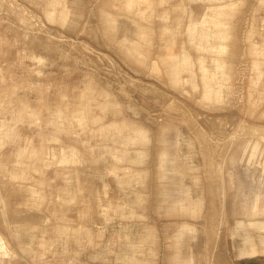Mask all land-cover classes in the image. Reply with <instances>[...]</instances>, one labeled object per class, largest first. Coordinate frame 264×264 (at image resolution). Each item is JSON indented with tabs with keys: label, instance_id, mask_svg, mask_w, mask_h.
<instances>
[{
	"label": "rangeland",
	"instance_id": "rangeland-1",
	"mask_svg": "<svg viewBox=\"0 0 264 264\" xmlns=\"http://www.w3.org/2000/svg\"><path fill=\"white\" fill-rule=\"evenodd\" d=\"M46 1L0 0V128L12 129L11 135L0 130V192L9 220L38 222L51 245L48 264H67L72 256L76 264H173L192 256L191 264L264 261L261 244L245 243L247 222L264 221V210L248 216L234 193L238 187L248 195L251 169L232 161L241 157L242 141L264 149V91L252 83L253 61L260 58L251 42L257 34L250 33L264 32V0L226 1L230 6L222 10L224 27L211 42L221 51L207 52L231 67V92L221 104L201 101V82L194 91L172 85L168 74V57L186 41L190 11L198 16L217 5L64 0L72 16L61 22L45 16ZM55 109L62 110L63 124ZM125 124L146 131V141L139 148L116 144V156L105 154L102 145ZM140 150V160L129 159ZM22 169L36 180L11 178ZM29 189L40 195L27 198ZM181 198L188 208L175 209ZM194 201L200 210L191 213ZM84 229L100 239L97 246L85 243ZM20 239L30 236L21 232Z\"/></svg>",
	"mask_w": 264,
	"mask_h": 264
},
{
	"label": "bare ground",
	"instance_id": "bare-ground-1",
	"mask_svg": "<svg viewBox=\"0 0 264 264\" xmlns=\"http://www.w3.org/2000/svg\"><path fill=\"white\" fill-rule=\"evenodd\" d=\"M194 1L208 2L209 6H214V5L217 6H214V8L212 7L204 8L198 16L193 15V13H191L190 11L185 29V34L187 36L186 41L182 43V46L179 49L178 54H174L173 56L168 57V61H169L168 68L170 69L168 71L169 72L168 74L171 77L172 85L178 86L180 84H188L192 87L191 89L194 91L197 90V87L199 86V82H201V90H200L201 101L205 103L221 104L227 99V97L231 92L230 88L227 85V82L230 81L229 74L231 72L229 71L231 67L230 65H227L225 63V60H223L222 58L209 56L207 55V52L213 51L216 53H220L221 50L219 48L221 47L217 46L218 48L216 47L213 48L211 42L212 41L214 42V38H216V36L219 35L218 31L224 27L222 21L225 16V12H223L222 10L223 8L230 6V4H228L226 1L230 2L232 5L236 3L234 2V0H214L221 2L220 5L215 4L214 2H212V0H194ZM161 2L165 3L167 1L162 0ZM44 12H45V16L50 21L57 18L61 22H67L70 18V15L72 16L71 12L69 11V7L66 1L64 0H47L45 3ZM109 16L110 15L107 16L108 22H111L112 24L114 19ZM168 18L169 16L166 13H163L161 16L162 20H167ZM138 28L142 29L140 25H138ZM176 31H177V26L175 24L172 27V29L169 30V33L170 35L173 34L174 36ZM250 33H252L253 35L257 34V37H254V39H252L251 42L254 45L255 44L258 45L256 47L255 53H257L260 58V60L254 59L253 61L252 67L255 72L254 73L255 79L252 81V83L254 85H261L262 86L261 91H264V32L260 33L257 29H252L250 30ZM134 49H135V45H131L128 51L133 52ZM189 49H191L192 53L194 51V56H191ZM28 58H30V56ZM106 100L107 99L105 98V101ZM108 101L109 100H107V102ZM248 102H249V98H248ZM256 103H257L256 101H252L251 99L250 106L252 104V107H255L254 104ZM97 104L98 105L96 106H100V104H103V102L99 103L98 101ZM104 104L106 103L104 102ZM92 110L91 112H93ZM61 112L62 110H58V109L57 110L55 109V111L53 112V114L57 115L58 117L57 120L59 124H63V114H61ZM88 120L90 122L93 120V116L91 114L88 115ZM47 123H52V121L50 120ZM6 127H7L6 125L2 126L0 130H6L9 133V135H11L10 130L12 129ZM257 130L258 129L255 127V129H253L252 134L253 135L257 134ZM260 130L264 131V126L260 128ZM9 135L8 134L6 135L5 133V136L7 138ZM180 135L181 133H178L176 136L177 144L181 143V141H178L180 139ZM144 141H146V131H144L141 128H132L128 124H125L124 129L121 132L115 131L114 135L108 136L107 142L104 143L102 141L100 142L101 144H99V146H101L102 143H104L102 145V148L104 149V153L113 154L116 156L117 155V149L115 148L116 144L128 146L131 148L132 147L139 148L137 147V145L143 144ZM161 143L164 145L163 146L164 148L160 151V155L158 156V159L160 160V164L158 165L159 167L158 175L160 179L163 180L165 176V170H167L166 164L164 166V162L167 159V155H166L164 141L162 140ZM181 144H183V142ZM2 146H3V142L2 140H0V148H2ZM180 148L182 152L186 151V150L184 151L181 146ZM237 150L238 151L241 150L240 153L241 157L239 158L238 156L234 155L232 161L234 163L235 162L239 163L241 166L249 167L251 169V173L249 178L250 188L248 195L245 197V193H243L241 189L236 187L234 192L235 198H237V203L243 207L245 213L248 216H254V215L256 216V214L259 212L260 209L264 210V149H260L258 144L255 142L250 143V142L242 141V144L237 146ZM97 151H100V149H98ZM136 153L137 156L135 158L129 157V159L140 160L142 158V151L141 150L139 152L136 151ZM4 162L5 161L3 159H0V171L5 166ZM27 174L28 172L22 169L18 173L15 174L11 173V178L14 179L15 181L23 180L26 179L27 177L30 178V180H36L33 174H28L29 176ZM230 181L232 185L234 184V182H236L235 177L231 174H230ZM186 189L187 186H185L184 193L186 192ZM26 191H27L26 192L27 198L29 199H31L33 196L40 195L39 194L40 190L37 189H29ZM65 191H67L66 188ZM1 198L2 195L0 192V211H1L0 264H35L34 262L36 259H41V262L43 264H48V262L45 259L51 256L52 253L51 245L44 243L43 241L44 237L43 235H41V231H40L41 228L38 222H31L29 220L23 222H15V223L11 222V220H9L7 214L5 213L6 210L3 207V203H2L3 199ZM183 202H184V198H181L177 201L175 205L182 204ZM188 205L190 212L191 213L194 212L195 205L193 203H189ZM186 208L188 207L186 206L184 209ZM46 221L47 220H45V222ZM247 224L250 227L248 228V230L245 231V243L252 244L251 247H256L255 244L257 243L261 244L262 248H260L258 251L264 254V221L261 218H259L257 220L248 221ZM251 227H254L256 229ZM62 228H64L65 230L67 229L72 230L65 225H63ZM79 229L81 228H77V230ZM21 232H25L26 234H28L30 236V239L26 241L20 239ZM257 234H258V239L254 240V237ZM86 242H88L89 244L94 243L95 246H97V244H99L100 242V239L96 238V241L93 243L89 242V240H86L85 243ZM80 243L81 242L79 241V246L81 247ZM251 253L253 254V256L254 254H256L254 251ZM75 260L76 259L73 256L67 257L66 262L67 264H76ZM254 261L255 262L251 264H264V261L259 257L257 258L255 257Z\"/></svg>",
	"mask_w": 264,
	"mask_h": 264
},
{
	"label": "crops",
	"instance_id": "crops-1",
	"mask_svg": "<svg viewBox=\"0 0 264 264\" xmlns=\"http://www.w3.org/2000/svg\"><path fill=\"white\" fill-rule=\"evenodd\" d=\"M189 203H192V202H189ZM193 204L195 205V208H194V212H192V213H195V212H197V211H199L200 210V203H198V201H194L193 202ZM183 206V204H179V205H174L173 207H175V209H184L186 206H184V207H182ZM119 210H123V208H121V209H119ZM116 211V210H115ZM185 230L187 229V227L186 226H184L183 227ZM83 230V229H82ZM85 231H86V233H85V240H89V242H91V243H93V242H95L96 241V236L94 237H92V235L89 233V230H87V229H84ZM139 234H136V232H132V234L130 235V236H138ZM140 237V236H139ZM177 238V240L179 241V236L178 237H176ZM143 244V243H142ZM137 246L138 245H140V243L139 244H136ZM136 247V246H135ZM137 250H139V248H137ZM141 255V252H137V257H139ZM141 257V256H140ZM195 262V260H194V258H193V256L192 257H190V260H182L181 261V259L179 260V259H177L176 261H174V263L173 264H191V263H194Z\"/></svg>",
	"mask_w": 264,
	"mask_h": 264
}]
</instances>
